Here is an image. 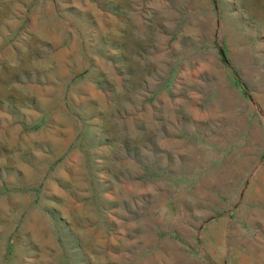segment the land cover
Masks as SVG:
<instances>
[{
	"label": "rangeland",
	"instance_id": "rangeland-1",
	"mask_svg": "<svg viewBox=\"0 0 264 264\" xmlns=\"http://www.w3.org/2000/svg\"><path fill=\"white\" fill-rule=\"evenodd\" d=\"M255 187L264 0H0V264H250Z\"/></svg>",
	"mask_w": 264,
	"mask_h": 264
},
{
	"label": "crops",
	"instance_id": "crops-1",
	"mask_svg": "<svg viewBox=\"0 0 264 264\" xmlns=\"http://www.w3.org/2000/svg\"><path fill=\"white\" fill-rule=\"evenodd\" d=\"M15 122H17L23 130H28V129L35 128L36 126H38L40 123V119L37 118V119L31 121V120H27L25 118L20 117L17 120H15ZM79 124H80V122H79V118L77 116V129H78L77 132H79ZM45 152H48V151L45 150ZM24 153L25 152H21V155H23ZM22 160H25L24 162L30 164L29 160H26L25 158H22ZM51 164H52L51 161L48 162V164H47L48 169L50 168ZM19 171L20 170H18V172ZM41 171H43V170H41ZM45 171H47V170H45ZM39 176L41 178L42 175H39ZM4 187H6V185ZM249 187L250 186L248 184V180H246V179L243 180L242 185L240 186L239 191H238V194H239L238 196L239 197L240 196L245 197L246 190ZM20 188H25V185H21ZM245 202H250L251 204L256 205L257 210H255V211L259 212V213H255V217L259 221L257 226L258 227H264V187L259 188V189L257 187H255V191H252V194L250 195V197L247 200L245 199ZM255 211H251L247 214H252ZM244 212H246V211H244ZM230 213H232V211ZM258 240H260V239H258ZM254 251H255V257H252L253 262H251L250 264H264V249H263V247H260V248L257 247ZM233 264H237V263L234 262Z\"/></svg>",
	"mask_w": 264,
	"mask_h": 264
},
{
	"label": "trees",
	"instance_id": "trees-1",
	"mask_svg": "<svg viewBox=\"0 0 264 264\" xmlns=\"http://www.w3.org/2000/svg\"><path fill=\"white\" fill-rule=\"evenodd\" d=\"M78 116H79L80 120H83V121L88 118V117H85V115H81V114L78 115ZM86 128L87 127L84 124H82V128H81L82 130L81 131H82L83 134H85ZM106 138L107 137L105 136L104 139H106ZM98 140H99V138H98Z\"/></svg>",
	"mask_w": 264,
	"mask_h": 264
}]
</instances>
